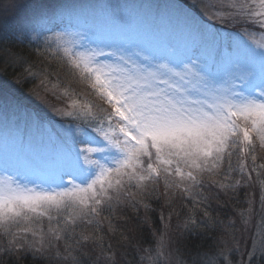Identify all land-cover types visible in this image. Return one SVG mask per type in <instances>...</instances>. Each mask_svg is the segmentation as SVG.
Segmentation results:
<instances>
[{
  "label": "snow or ice",
  "instance_id": "1",
  "mask_svg": "<svg viewBox=\"0 0 264 264\" xmlns=\"http://www.w3.org/2000/svg\"><path fill=\"white\" fill-rule=\"evenodd\" d=\"M14 7L0 0V11ZM193 7L181 9L182 27L193 36L182 53L112 30L101 35L81 23L83 12L70 13L63 31L47 27L55 14L40 12L7 34L37 42L43 67L10 52L13 63L63 98L66 106L56 111L79 124L50 133L47 152L0 156V262L22 264L30 254L34 264H120L102 226L114 236L117 210L137 208V196L149 195V185L157 192L161 181L163 195L178 189L191 204L183 222L190 237L223 223L208 210L211 189L258 186L262 216L241 264L264 260V0H197ZM119 19L134 27L131 13ZM217 24L236 31L225 36ZM12 103L0 92V108ZM254 203L238 213L245 224ZM165 246L161 236L152 264H170ZM230 253L196 251L191 264H232Z\"/></svg>",
  "mask_w": 264,
  "mask_h": 264
},
{
  "label": "rangeland",
  "instance_id": "2",
  "mask_svg": "<svg viewBox=\"0 0 264 264\" xmlns=\"http://www.w3.org/2000/svg\"><path fill=\"white\" fill-rule=\"evenodd\" d=\"M13 3L15 4V7L12 8L13 14L15 13L13 17L20 22L22 28L29 26L33 16L45 12L49 15L55 14L56 19L52 23L63 24L62 28L56 30L63 31L69 23L70 13L83 12L81 23L96 30L101 35L112 30L117 34L127 35L136 42L160 49L173 46L181 53L190 49L193 42V36L182 27L183 12L177 8L173 0H13ZM129 13L132 14L134 21V27L131 29L127 25H122L119 19L121 15H128ZM52 23L47 24V27H50ZM220 31L225 36L228 33H235L222 28ZM79 86L78 90L84 87L83 85ZM0 92L9 94L13 99V103L6 110L0 108V156L11 154L18 149L25 153H28L29 150L33 153H44L51 150L53 142L50 139V133L62 131L64 127L69 125L67 121L70 118L63 117L56 111V109L66 106L65 101L59 98L56 104H45V100H43L45 97L41 93L36 98L38 101H25L33 107H36L34 104L37 103L38 106L45 107L43 112L46 116L41 117L39 113L27 112L22 108L17 101L21 95L11 83L0 81ZM45 92L47 91L45 90ZM89 99L94 100L95 98L89 97ZM161 188L165 191L163 183ZM239 188L241 189H236L237 194L243 198L245 195L241 194V190H248L252 187ZM211 191L215 195L222 193L224 196L232 193L218 192L215 188ZM172 192H175V197L182 201L185 200L184 194L178 189L170 190L171 196ZM141 198V196H137V199ZM251 198H254L253 194ZM233 219L234 217H230V220ZM44 223L47 226L46 220ZM259 225L260 219H256L252 215L247 224L242 223L234 229L236 235L231 240L236 245L232 248L235 251L230 253L232 264H241V261L246 262L247 257L244 254L250 250L251 241L255 237ZM163 239L166 245L163 252L170 256V264H182L175 259V254L172 252V246L168 243L166 235ZM155 255L156 250L151 256L154 257ZM217 259L219 261L221 258L217 257ZM138 264H152V261L150 259L143 260ZM161 264H163V260Z\"/></svg>",
  "mask_w": 264,
  "mask_h": 264
},
{
  "label": "trees",
  "instance_id": "3",
  "mask_svg": "<svg viewBox=\"0 0 264 264\" xmlns=\"http://www.w3.org/2000/svg\"><path fill=\"white\" fill-rule=\"evenodd\" d=\"M173 2L180 10L183 9L193 13L196 11L193 6L197 0H173ZM48 6L51 7L50 4ZM14 14L12 9L7 12L0 11V81L11 83L16 88L21 95L17 98V101L25 111L39 113L43 117V115L46 116L45 112H43L45 107L38 106V103L34 104L36 107H33L26 102L38 101L36 98L39 97L40 93L45 97L43 99L45 100V104H56L59 98L57 95H53L51 91L45 92V89L41 86L40 77L28 76L18 63H13L10 52L21 54L29 62L34 63L37 69L43 67L41 60L44 59L35 52V47L39 46L36 41H33L32 44H29L27 41L19 43L10 36H7L12 30L22 28L20 22L13 17ZM60 25V23L55 22L49 28L56 31L62 28L63 24ZM216 27L232 32L236 31L231 25L225 26L217 24ZM29 34L34 35V33ZM49 34L50 32L44 33V35ZM24 67H27V65H24ZM61 76H64L63 69H61ZM52 79L55 80V77H52ZM64 79H67V77H64ZM73 86L79 91V85L74 84ZM60 99L63 100V98ZM67 122L73 126L79 124V122L71 119ZM162 183L161 181L157 192H151V189L155 186L149 185L150 194L138 199L143 203L138 205L137 208L134 209L125 205L117 210L112 220L117 228L114 236L108 233L107 222L103 224L101 231L105 237V243H113L115 250L118 252L120 264H138L140 263V257H145L144 260H148V257L157 249V243L161 239V236L164 237L165 235L168 243L172 246L175 259L180 263L187 261L188 264H191L192 253L196 251H207L210 255H213L223 248L225 251L231 249V253H233L235 249L232 250V248L236 244L234 245L231 238L236 235L234 229L243 223L238 213L241 209L247 208L248 200L252 199V194L255 200V212L253 215L256 219L261 220L262 213L259 203L260 190L258 186L248 190H241V194L245 195L243 198L237 194V191L228 194V196H224L222 193L218 195L214 194L210 199L211 207L208 210L213 217L219 218L223 223L209 232L200 231L194 237H190L183 231V222L189 214L191 204L188 200L185 199L182 201L174 195H163ZM143 204H147L149 207L145 208ZM170 213L171 220L169 221ZM230 217H234L235 224L233 228L228 229L227 225ZM145 218H147V223H145ZM178 225H180L179 228L177 227ZM77 231L79 232L80 229H77ZM88 231H91V229L89 228ZM121 233L127 235L129 239L124 240ZM117 241H120L119 247H116ZM225 244L227 246L226 248L224 247ZM0 264H3V262H0ZM22 264H34L32 256L29 254L24 257ZM100 264H105L103 259ZM252 264H264V260L256 258L252 261Z\"/></svg>",
  "mask_w": 264,
  "mask_h": 264
}]
</instances>
